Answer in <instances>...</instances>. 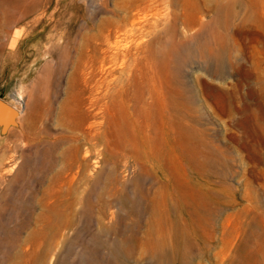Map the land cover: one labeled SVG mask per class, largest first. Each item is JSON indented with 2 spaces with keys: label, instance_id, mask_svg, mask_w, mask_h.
<instances>
[{
  "label": "rangeland",
  "instance_id": "obj_1",
  "mask_svg": "<svg viewBox=\"0 0 264 264\" xmlns=\"http://www.w3.org/2000/svg\"><path fill=\"white\" fill-rule=\"evenodd\" d=\"M40 1L0 36V264H264V0ZM109 68L150 114L91 130Z\"/></svg>",
  "mask_w": 264,
  "mask_h": 264
},
{
  "label": "bare ground",
  "instance_id": "obj_2",
  "mask_svg": "<svg viewBox=\"0 0 264 264\" xmlns=\"http://www.w3.org/2000/svg\"><path fill=\"white\" fill-rule=\"evenodd\" d=\"M40 6H41L40 0H0V36H5L9 34L11 35V38H14L17 35V32L19 31V28L16 27L18 20L29 14L35 13L36 10ZM58 19H59V16H58ZM48 21L49 19L47 20V23ZM55 22H57V20ZM134 27H135L134 24H132L130 28H128V30L130 32H132V30L134 29L136 30L137 28L136 27L134 28ZM21 30L23 29L21 28ZM100 35L104 36L103 33H100ZM16 42H17V39L14 40L12 43H10L8 46V50H10V53L12 55L14 54L16 50L15 48ZM110 56L115 57L116 54L112 53ZM124 72H125L124 70L119 71V70H116L115 68H112V69L109 68L106 70L107 78H105L104 80L100 82L93 80L91 77L84 78V83L88 87L87 92H86V98H87V107L90 112L87 113L82 110L81 104H82L83 99L80 100L75 110H77L79 113H82L85 116V119H91L90 121H88V127L91 130L92 129H94L95 131L100 130L103 125V120L106 118L108 113H110L111 109L115 107L117 108L116 110L119 111L118 113L115 110L118 116L114 115L113 113L110 114L109 116V121L111 120L114 126H121L122 124H125V125L133 124L134 125L139 115H140V118L142 116L149 117L150 113L148 109L144 111L142 109L141 110L138 109V106L141 105V95L142 94H141V90L134 83V78L127 79V80L125 79L126 82L121 81L120 78L123 74L125 75ZM152 92L153 91L150 88L149 96L147 98L151 99V101L153 100ZM39 109H40L39 101L34 100L33 111L37 112ZM69 113L72 114L70 111ZM77 124H81V123L79 122ZM143 141H146V140H143Z\"/></svg>",
  "mask_w": 264,
  "mask_h": 264
},
{
  "label": "water",
  "instance_id": "obj_3",
  "mask_svg": "<svg viewBox=\"0 0 264 264\" xmlns=\"http://www.w3.org/2000/svg\"><path fill=\"white\" fill-rule=\"evenodd\" d=\"M21 111L0 97V138H4L12 129H19L18 118Z\"/></svg>",
  "mask_w": 264,
  "mask_h": 264
}]
</instances>
